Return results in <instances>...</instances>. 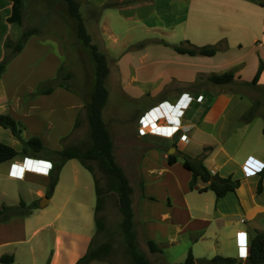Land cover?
<instances>
[{
  "label": "rangeland",
  "instance_id": "1",
  "mask_svg": "<svg viewBox=\"0 0 264 264\" xmlns=\"http://www.w3.org/2000/svg\"><path fill=\"white\" fill-rule=\"evenodd\" d=\"M76 1L90 37V45L95 46L96 51L107 60L108 74L104 83L107 99L101 116L112 144L113 161L131 187L138 247L150 264H179L184 260L185 241L167 245L165 238H157L152 241L160 252L152 254L136 214L137 203L147 179L152 175L148 169L161 166V157H167L172 148L171 138L175 134L161 138V133L166 135L172 131L164 125L180 128L178 120L171 116L174 114L169 110L180 113L176 107H172L182 97L181 93H190L194 97L204 92L213 94L222 91L231 96V101L217 123L203 125V133L193 134L188 142L184 141L182 135L185 143L178 141L176 147L173 144L175 151L172 154L177 155V161L182 160L181 154L196 158L203 152L199 145L213 142V138L231 144L239 136L235 134V127L242 126L241 117L255 104V117L259 125L264 126V87L249 83L254 75L247 61L246 65H236L237 61L234 60L241 59L238 62L245 63L243 54L248 50L245 49L247 34L243 28L245 23L251 24L253 29L257 27V4L250 0H196L191 9L195 12L198 8L200 14L195 17L197 21L192 19L194 14L186 15L187 25L184 28L183 25L179 27L178 23L183 19V10L189 0H91L92 4H103L99 12L87 0ZM20 13L18 22H8L11 3L0 0V62L10 55L11 47L6 48L7 43H17L27 29L34 31L28 44L26 41L22 50L10 58L0 75L7 95V101L3 104L6 109L0 114L11 116L20 125L19 138L0 127V142L18 152L21 151L22 142L32 137L39 138L44 148L51 151L89 142L85 103L89 100L94 82L95 64L91 48L84 46L77 38L76 21L69 15L64 0H21ZM245 13L253 16V19L247 17L245 20ZM186 41L198 47L217 46L216 57L212 58L215 60L180 55L173 50L172 45ZM225 72L234 75L232 82L217 85L208 81L209 76ZM53 80L62 86L55 87L47 95L36 94L38 85L43 84L47 88ZM260 83L264 81L260 79ZM192 100V97L184 100L183 111ZM162 104L164 106L161 107ZM155 107L158 109L155 112L160 114L152 117L150 111ZM162 109H165V113ZM193 112L191 104L186 116ZM75 122L78 123L76 127ZM246 137L256 144L261 137L258 123L251 126V134ZM177 138L178 134L174 136V139ZM151 150L154 152L147 154ZM16 159L30 161L23 166L15 164L14 170H21L19 167L37 168L35 165L38 164L32 163L35 160L46 164L39 165H43L47 175L55 163L42 154L26 157L19 153ZM88 164L91 173L81 166L80 169L85 176L81 180L89 184V190L87 193L85 190L82 200L90 206L91 220L96 204L94 180L100 187L103 201L99 215L104 230L96 234L95 227L93 240L96 244L108 242L112 247L106 261L98 263L133 264L126 253L120 228L118 192L113 183L111 166L98 161ZM69 169L70 165H66L60 188L46 208L57 209L63 201L65 186L70 183ZM178 177L183 181L187 176L180 170ZM43 180L39 177L35 182L27 178L19 183L0 182V188L5 189V195L0 197H5L3 201L9 205H17L19 199L30 203L36 198V190L41 188L47 191L48 185L41 186ZM73 195L76 198L83 196L79 192ZM92 223L94 225L93 220Z\"/></svg>",
  "mask_w": 264,
  "mask_h": 264
},
{
  "label": "crops",
  "instance_id": "2",
  "mask_svg": "<svg viewBox=\"0 0 264 264\" xmlns=\"http://www.w3.org/2000/svg\"><path fill=\"white\" fill-rule=\"evenodd\" d=\"M87 1L91 6L97 8L103 5L97 1H95L97 4H92L91 0ZM194 1L196 0H189L188 6L183 10V19L179 20V27L183 25L186 28V15L194 14L192 19L196 20V15L200 14L198 8L195 12L191 9ZM256 6L258 7L255 9L258 16L257 27L253 29L251 24L245 23L243 28L247 34L245 49L248 50L243 54L245 63H239L238 61L241 59H234L237 61L236 65H246L247 61L253 75H255L260 62L264 63V8L259 4ZM247 17H251V15L245 13V20ZM252 17L249 19H253ZM29 40L30 38L27 40V44ZM215 57L216 54L212 57H205V59L212 61L215 60L212 59ZM260 79L264 81V66L258 81L259 85H264V83H260ZM181 95L185 100L193 98L190 103L194 107V112L190 116H186V111L191 105L189 104L182 112L184 117L180 114L177 115L176 120H178L180 128L178 127L176 133L178 138L174 139L176 134L171 138L173 143L170 147L172 148L180 137L183 138L182 135H184V141L188 142L193 134L195 136L203 133L201 130L203 125L217 123L225 106L231 101V96L222 91L213 94L204 92L196 94L194 97L185 92ZM6 97L0 78V112L6 109L3 105L7 101ZM184 105L185 103L180 109H183ZM255 123H258L261 136L256 144L251 143L246 137L251 134V126ZM236 127L235 134L239 136L234 138L231 144L213 138V142H203L199 145L200 149L206 146L211 147V151L204 159V165L209 172L217 173L221 177L231 176L233 179L239 180V187L233 193L230 192L221 198H216L210 190L199 192V189L207 185L199 179L195 182L193 190H190L188 183L191 174L183 168L182 160L169 165L167 157H161L162 151L159 152L162 165L148 169L152 175L149 176L144 189H142V196L136 208L143 234L147 241L165 238L167 245L184 240L183 262L190 253L193 259L192 264H210L209 261L216 255L233 258L235 259L234 264H247V257H244L238 250L237 233L241 232L243 236H246L248 243H251L256 232L264 233V177H261L258 170H255L264 165V126L259 125V120L255 117L251 122L242 123L241 127ZM161 138L164 139L163 136ZM170 147L168 146L167 149ZM151 152L154 150L147 154ZM190 158L192 157L190 156ZM27 160L21 161L15 157L13 160L1 163L0 182L19 183L26 178L35 182L40 177L44 178L43 184L40 182L41 186L46 187L49 183V176L46 173H39L33 169L24 170L22 167H19L23 171L22 175L18 174L22 173L20 170L13 171L15 164L23 166L30 161ZM75 160L70 159L64 163L59 171L57 183L49 196H46V190L42 191L40 188L36 190L35 200L30 203L19 199L27 206L36 202V208L31 209L29 214L16 215L7 221H0V256L11 255L13 264H75L85 254L95 235V223L94 225L92 223V220L94 222V210L91 220L90 206L82 200L85 190L86 193L89 190V184L87 181L81 180L82 177H85L80 169V166H83ZM66 165H70L71 169H69L70 183L65 186L64 199L57 209L46 208V205L54 200L56 192L60 188ZM180 170L187 176L183 181L178 177ZM244 172L248 175H245ZM252 172L254 173L251 174ZM259 182L261 183L260 193L257 192ZM75 192H79V195L83 196L73 197ZM4 195L5 189L0 188V196ZM41 197H48V201L43 207L39 206ZM4 198L0 197L2 200L0 206L9 205L3 201ZM156 232H158V236ZM98 262L101 261L92 260L89 264H99Z\"/></svg>",
  "mask_w": 264,
  "mask_h": 264
},
{
  "label": "trees",
  "instance_id": "3",
  "mask_svg": "<svg viewBox=\"0 0 264 264\" xmlns=\"http://www.w3.org/2000/svg\"><path fill=\"white\" fill-rule=\"evenodd\" d=\"M11 3V15L8 18V22H18L20 19V7L21 0H4ZM135 1V0H129ZM254 1L264 8V3L259 0ZM69 15L76 21V36L82 41L84 46L90 47L92 50L93 61L95 64L94 82L93 88L89 97V100L85 103L86 116L90 131V141L82 143L80 145L66 146L60 151H51L44 148L41 140L37 137H32L22 142L21 151H16L13 147L0 142V164L13 160L19 153H22L26 157H32L37 154H42L48 157L51 161H54L52 171L49 173L48 189L46 196H49L57 183L59 171L67 160L76 159L87 171L91 173L92 169L88 162H107L111 166V173L113 175V183L116 186L118 192V209L121 215L120 228L122 231L126 253L131 258L133 264H150V261L145 254L139 249L136 234L134 231V213L131 207V187L129 186L126 178L123 176L121 170L115 165L112 156V144L109 134L105 128L104 121L102 119V109L105 106L107 99V90L105 88V79L108 74L107 60L105 56L96 51L95 46L90 45V37L86 31V28L82 22L79 14V3L76 0H64ZM99 12L100 8H95ZM34 34V31L27 29L22 33L21 38L17 43L9 45L6 44V48L11 47L10 55L4 57L0 62V75L5 71L7 63L10 58L19 53L27 39ZM186 44V46L184 45ZM173 50L180 55L187 56H203L212 57L217 52V46H194L186 42H182L178 45H172ZM264 63L261 61L259 67L249 82L252 86L259 87L258 84L260 74L263 70ZM68 76V75H66ZM67 78V77H65ZM64 78V79H65ZM234 80V75L231 72H225L219 75H211L208 77V81L217 84H227ZM52 85L44 88L43 84L38 85L36 94L47 95L50 94L55 87H61V83H56L53 80ZM264 87V85H263ZM257 104L251 106L245 114L241 117V122L247 124L253 120L257 115ZM78 125L75 122L74 127ZM0 127L8 129L11 134L19 138L20 125L11 116L0 114ZM264 133V128H263ZM211 151V147L203 148L201 154L192 159L186 154H181L182 166L191 174V178L188 183L190 190H193L195 182L199 179L207 185L199 192L212 191L216 198H221L227 193L235 192L239 187V180L233 179L231 176L221 177L217 173H211L204 165V159L206 153ZM177 152V151H176ZM177 161V155L171 154L167 156V163L169 165L174 164ZM261 177H264V168L258 172ZM94 179V178H93ZM94 188L96 194V204L94 209V223L96 227V234L104 230V223L102 217L99 215L102 210V197L101 190L96 180H94ZM257 192H261V183L257 185ZM36 202H33L29 206L20 200L16 206L1 205L0 206V221H7L12 216L29 214L30 210L36 208ZM149 251L154 254L160 252L158 246L151 240L146 242ZM250 254L247 256V264H264V233L256 232L251 239ZM111 244L103 242L96 244L91 239L87 251L81 256L75 264H89L92 260L106 261L109 253L111 252ZM0 263L13 264V257L11 255L0 256ZM193 259L190 253H188L185 261L182 264H192ZM210 264H234L235 259L221 256H214L210 261Z\"/></svg>",
  "mask_w": 264,
  "mask_h": 264
},
{
  "label": "built area",
  "instance_id": "4",
  "mask_svg": "<svg viewBox=\"0 0 264 264\" xmlns=\"http://www.w3.org/2000/svg\"><path fill=\"white\" fill-rule=\"evenodd\" d=\"M184 100H185V98H183V97H181L177 102H176V104L174 105V107H172L173 109L176 107L181 113H180V116H182V112H183V109H180L181 108V106H182V104H184ZM162 106H164V104H162L161 105V107ZM156 110H158L156 107L155 108H153L151 111H150V115L152 116V117H154V116H156L157 114H160V113H158V112H155ZM169 110V109H168ZM162 111L165 113V109H162ZM155 112V113H154ZM169 112L170 113H172V114H174V115H171V116H173L174 117V119H177V113L176 112H173V110L171 111V110H169ZM158 117V116H157ZM168 127H173V128H175V131H174V133L173 134H176V132H177V130H178V127H175V126H168ZM161 135L162 136H164V137H172V136H170V135H168V136H166L165 134H163V133H161ZM178 141L179 142H182L183 141V139L182 138H180V139H178ZM177 141V142H178ZM177 142H175L174 143V145H175V147H176V143ZM184 142V141H183ZM185 143V142H184ZM39 162V164H44V165H46L45 163H43V162H41V161H38ZM246 163V162H245ZM41 167H43V165H41ZM264 168V165H261V167L259 168V169H255V170H258L257 172H259V171H261L262 169ZM255 170H254V172H255ZM36 172H39V173H45V170L44 171H38V170H36ZM254 172H252L251 174H253ZM18 174H23V171H22V173H18ZM247 175H248V173H246ZM242 237V238H241ZM236 239H237V245H238V250L240 251V253L242 254V255H244V257H247L249 254H250V248H251V245H250V243H248V241H247V238H246V236H243L242 234H241V232H238L237 233V237H236Z\"/></svg>",
  "mask_w": 264,
  "mask_h": 264
},
{
  "label": "bare ground",
  "instance_id": "5",
  "mask_svg": "<svg viewBox=\"0 0 264 264\" xmlns=\"http://www.w3.org/2000/svg\"><path fill=\"white\" fill-rule=\"evenodd\" d=\"M180 113H181V112H180ZM180 113H179V114H180ZM164 127H165L166 129H171V130H172L170 133L166 134V136H168V135L172 136L173 133H174V131H175V128H173V127H168V126H166V125H164ZM32 163H33V165L37 163L38 165H35L37 168H31V169H28V168H26V167H23V169H24V170H32V169H33V170H44L43 167H42L43 169H38V167H40L41 165H39L38 162H35V160H32ZM13 168H14V167H13ZM13 171H17V170H14V169H13ZM20 171H22V170H20Z\"/></svg>",
  "mask_w": 264,
  "mask_h": 264
},
{
  "label": "water",
  "instance_id": "6",
  "mask_svg": "<svg viewBox=\"0 0 264 264\" xmlns=\"http://www.w3.org/2000/svg\"><path fill=\"white\" fill-rule=\"evenodd\" d=\"M259 2H263L264 3V0H259ZM174 152V148H171L170 151L168 152V155H171L172 153ZM27 164V163H26ZM48 201V197H43L40 202H39V206L40 207H43L45 206V204L47 203Z\"/></svg>",
  "mask_w": 264,
  "mask_h": 264
},
{
  "label": "snow or ice",
  "instance_id": "7",
  "mask_svg": "<svg viewBox=\"0 0 264 264\" xmlns=\"http://www.w3.org/2000/svg\"><path fill=\"white\" fill-rule=\"evenodd\" d=\"M15 167V166H14ZM242 238V237H241Z\"/></svg>",
  "mask_w": 264,
  "mask_h": 264
}]
</instances>
